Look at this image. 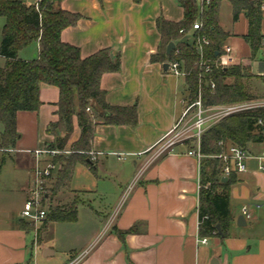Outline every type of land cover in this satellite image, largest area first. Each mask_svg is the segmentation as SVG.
<instances>
[{
	"label": "crops",
	"instance_id": "0c3cea01",
	"mask_svg": "<svg viewBox=\"0 0 264 264\" xmlns=\"http://www.w3.org/2000/svg\"><path fill=\"white\" fill-rule=\"evenodd\" d=\"M24 2L30 5L27 0ZM61 9L79 16L74 25L62 31L61 39L79 48L83 59L105 49L113 59L120 57V71L104 74L100 87L109 106H136L137 122L115 125L105 123L100 117L94 119L93 168L89 159L87 165L79 164L75 168V171L79 166L89 169L94 174L93 184L87 190L73 188L74 171L66 189L70 192L60 195L66 201L76 192L102 199L114 197L113 207L104 210L109 215L100 236V231L94 232L93 228L88 236L75 234L69 246L59 253L53 243L56 240L45 241V230L54 222L36 227L21 216L34 177L37 162L34 152L48 148L54 141L46 130L58 121L59 89L47 84L40 86L42 105L37 111L18 113L16 146L11 152H0L3 164L10 158L16 169L26 175L19 187L25 197L22 209L11 202L9 194L7 200H2L0 195V264H40L39 259L46 264H68L83 250L87 251L79 264H264V239L253 238L250 233L253 226L252 230H247L251 217L246 208L252 202H264V169H260L261 165L264 167V159H261L264 158V142L248 145L247 171L233 174L227 238H206V244L199 235L201 163L188 155L195 149V140L177 142L163 150L168 136L179 134L183 138L195 132L196 109L174 130L186 106L191 104L185 77L176 76L170 68L164 69L165 64H170L168 59L151 60L162 43L158 20L179 23L184 18L179 0H62ZM241 20L246 24L245 32H231L228 40L239 60L233 66L242 63L249 66L263 90L256 88V91L264 95V55L260 50L254 60L243 56V49L250 54L251 50L243 38L247 32L245 16L233 25ZM263 25L264 19V35ZM194 33V30L187 33L184 41L192 44ZM34 43L39 54V42ZM171 43L176 45V42ZM25 50L18 52L19 59L33 60L26 57ZM250 88L255 94L251 83ZM258 94L255 95L262 99ZM227 109V106L207 108L206 129L221 121ZM73 122L74 131L66 150L80 137L77 118ZM47 160L45 156L39 159L41 165ZM60 169L61 165L51 181L56 180ZM221 177L223 183L229 179L223 173ZM10 193L15 194L13 190ZM234 201L247 209V215L243 211L245 217H236L232 208ZM91 210L97 215L101 213L93 207ZM120 232L126 233L123 240ZM76 245L82 247L78 250ZM57 256L60 260L54 263Z\"/></svg>",
	"mask_w": 264,
	"mask_h": 264
},
{
	"label": "trees",
	"instance_id": "16d2710c",
	"mask_svg": "<svg viewBox=\"0 0 264 264\" xmlns=\"http://www.w3.org/2000/svg\"><path fill=\"white\" fill-rule=\"evenodd\" d=\"M229 2L232 22L242 15L247 20V32L243 36L250 47V59L254 60L261 50L264 35L262 21L264 0H210L201 9L195 0H179L184 18L173 23L160 18L157 22L162 43L152 56V62L177 61L185 72L190 102L201 99L204 108L230 106L259 99L250 88L253 78L249 66L237 65L221 68L215 65L217 54L232 36L220 25V11ZM62 0H39L28 5L24 0H0V19L5 23L2 30L0 56L6 60L0 67V149H13L19 139L17 115L19 112L37 111L42 105L40 86L47 84L59 89L58 121L47 128L54 137L49 149L64 150L74 131V118L80 129L79 139L71 145V154L56 156L53 162L61 169L50 191L57 194L69 189L75 168L79 164L94 163L89 156L94 137V119L100 117L109 124L137 122L136 106L111 107L106 103L105 92L100 83L104 74L120 71V57L112 58L105 49L83 59L80 49L61 39L64 29L72 26L79 16L61 9ZM199 21L201 30L195 31L193 43L184 37ZM183 31V33H181ZM206 37L209 44L204 50L206 64L201 65L196 49V38ZM39 42V54L33 60H21L18 52ZM176 42L169 56L167 46ZM214 86V87H212ZM91 107L92 113L87 112ZM109 114V115H108ZM264 142V107H256L231 114L206 129L200 139L201 160L199 235L201 238L218 237L225 240L231 222L230 186L235 182L233 174L222 182L223 163L214 158L226 151L228 146L247 150L249 144ZM90 165V164H89ZM77 203L68 208L49 207L45 222H74L77 220ZM44 222V223H45ZM126 233H119L124 239Z\"/></svg>",
	"mask_w": 264,
	"mask_h": 264
},
{
	"label": "rangeland",
	"instance_id": "374dc122",
	"mask_svg": "<svg viewBox=\"0 0 264 264\" xmlns=\"http://www.w3.org/2000/svg\"><path fill=\"white\" fill-rule=\"evenodd\" d=\"M38 0H27V3L30 5L35 4ZM5 20L0 19V44L2 40V30L4 26ZM220 25L225 31L234 32L241 34L245 32L246 30V24L243 20H241V23L238 25H233L232 22V10H231V5L229 2H224L221 7L220 11ZM263 30H264V25H263ZM190 42L191 40L188 39ZM35 43H32L29 47L26 48L25 50V55L26 57H31L30 59H36L38 56L37 52L35 51ZM243 56L245 58H249L251 54L246 50L243 49ZM35 57V58H32ZM242 65H245L242 63ZM5 66V61L0 57V67ZM249 83L252 84L255 90V94H258L259 91H256V88H261L259 85V82L256 81V79L251 78ZM261 92L263 91L262 88L260 89ZM260 97H264V95L258 94ZM262 99H259L257 101L253 102H247V103H242V104H237V105H230L227 107H235V108H241V107H249V106H261L264 105V101ZM0 195L2 200H7L8 194L11 196V202H15V206L17 208H23L24 202H25V197L24 195L19 191L20 186L22 184V181L25 178V174L18 169H16L15 164L10 158H7L5 163H2V158H0ZM56 175V173H54ZM94 181V174L90 172L89 169L79 166L74 175V183H73V188L75 189H81V190H87L90 189V185L93 184ZM53 181H48L47 183V191H48V196L50 198L49 205L52 207H60V208H68L70 205L74 203H82L79 205L78 208V219L77 221H74L72 223H59V222H54L50 223L52 224L47 227L45 230V241L46 243H52L54 240L55 242V248L58 250V252L64 251V249L69 246V241H71V237L73 235H89L91 229L93 228V231H100L99 236L103 232L104 228V223L106 217L109 215L108 213H105V209L111 210V206L113 205L114 202V197H108L105 199L95 197V196H89V195H84V193L76 192L75 194L73 193L70 196V200H62L60 194H67L70 192V190L66 191V189H63L59 191L57 194H53L50 191V188H52ZM10 190H13L15 192L14 195L10 193ZM9 196V197H10ZM93 200L94 202H90ZM242 203L240 202H233L232 208L233 211L236 215V217H245L243 214L244 208L242 207ZM91 207H93L94 210H98L101 213L100 214H95L92 212ZM113 207V206H112ZM246 208L248 209V213L250 214L251 220L249 221L248 225V231L252 230L253 226V231L250 233H253V238L257 240L259 239H264V202H255L250 205H246ZM109 212V211H108ZM46 223V222H45ZM43 222V226L45 225ZM246 228V227H245ZM81 245V244H80ZM76 245V248L79 250V247L81 248L82 246ZM87 250L83 251H78L79 255L77 258H71V261L77 260L78 258L83 257L86 254ZM73 259V260H72ZM60 260V257L57 256L55 260L53 261L54 263H58ZM40 264H46L44 261L39 259Z\"/></svg>",
	"mask_w": 264,
	"mask_h": 264
},
{
	"label": "built area",
	"instance_id": "2783aa9c",
	"mask_svg": "<svg viewBox=\"0 0 264 264\" xmlns=\"http://www.w3.org/2000/svg\"><path fill=\"white\" fill-rule=\"evenodd\" d=\"M195 1L201 9L207 7L210 4V0H195ZM262 10H264V4L262 5ZM201 28H202V24L199 21H197L193 25L194 31L201 30ZM181 33H183V31H181ZM208 44L209 41L206 37L198 36L196 38V49L200 55L201 65L206 64L207 62L204 60V50ZM261 51L262 54L264 55V39L262 42ZM238 61H239L238 58L234 55V49L232 48L231 45L227 43L222 48L221 53L217 54L214 63L218 67L226 68L235 65L236 63H238ZM169 65H170L169 68L173 71V73L176 76H185V72L181 68V64L179 62L174 61L171 62ZM256 107H261V106H256ZM256 107L253 106L241 107V108L228 107L225 115L223 114V118L231 114L246 111ZM192 109H196L195 123L193 128L195 131L194 134L190 136H185L183 138L179 134L176 135L174 134L173 136H168L166 139L164 138L165 141H164L163 150L170 148L177 142L194 139L196 143L195 149L189 151L188 155L195 157L198 160V162L201 163V160L204 158V155L200 152V139L203 132L206 130V126H207V119L205 117L207 108H204L202 106L200 98L196 102L188 104L186 106V109L183 112V115L180 118V120L177 122L174 130H176L181 126L184 119L187 117V115ZM87 112L92 113L91 107L87 108ZM12 150L13 149H0V152L8 153L11 152ZM34 153L37 161L34 169V177L31 186L28 190V199L24 205L21 216L28 223L33 224L34 226L37 227L43 222H45L50 207L48 203L47 183L48 181L54 178V173L57 172L60 168V165L58 163L53 162V159L56 156H65L71 154L72 152L71 150H66V149L58 150V149L45 148L42 150H36ZM89 154L91 156L92 152H90ZM42 156L49 158V160L46 161L45 165L40 164L39 159ZM122 158L123 157H120V159ZM214 158H219V160H221V162L223 163L222 173L225 177H229L231 174L235 172L244 173L247 171L246 161L249 158V154L246 150L238 146H228L225 152H223L218 156H215ZM91 160L92 162H94L95 158L91 156ZM260 169H264V167L261 165ZM243 211L244 214L247 215V209L244 208ZM201 241L202 243L206 244L208 240L204 238ZM81 259L82 257L78 258L77 260L71 261L68 264H79ZM21 264H29V263H21ZM31 264H35V263L32 262Z\"/></svg>",
	"mask_w": 264,
	"mask_h": 264
},
{
	"label": "water",
	"instance_id": "95a60500",
	"mask_svg": "<svg viewBox=\"0 0 264 264\" xmlns=\"http://www.w3.org/2000/svg\"><path fill=\"white\" fill-rule=\"evenodd\" d=\"M175 48V44L174 43H170L169 45H168V47H167V55H170L171 54V52H172V50ZM169 64L167 63V64H165L164 65V69H168L169 68Z\"/></svg>",
	"mask_w": 264,
	"mask_h": 264
}]
</instances>
